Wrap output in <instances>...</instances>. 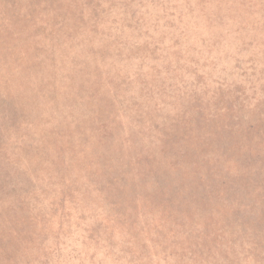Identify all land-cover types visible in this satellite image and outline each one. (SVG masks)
<instances>
[{
  "label": "rangeland",
  "instance_id": "rangeland-1",
  "mask_svg": "<svg viewBox=\"0 0 264 264\" xmlns=\"http://www.w3.org/2000/svg\"><path fill=\"white\" fill-rule=\"evenodd\" d=\"M38 6L0 0L45 66L3 31L0 264H264V0Z\"/></svg>",
  "mask_w": 264,
  "mask_h": 264
},
{
  "label": "trees",
  "instance_id": "trees-1",
  "mask_svg": "<svg viewBox=\"0 0 264 264\" xmlns=\"http://www.w3.org/2000/svg\"><path fill=\"white\" fill-rule=\"evenodd\" d=\"M1 1L5 5H8V4L11 3V6L13 5V3L15 1H17L19 3V6L26 7L28 9L32 8V7L37 9L39 7L38 5H41V4L45 3V4H47V6H46V8L44 10H41V12L42 11L53 12L54 16H56L58 18L59 17L61 18L62 14H63V16L65 15L64 11H60V14H59L58 11H56L57 9L61 10L60 0H1ZM30 10H34V9H30ZM57 12H58V14H57ZM30 17H31L30 15L24 16L23 17V21L30 23L33 20V18L32 17L30 18ZM74 17L76 19L78 18V16H74ZM62 21L64 22L63 18H62ZM56 22L57 23H53L51 25V27L58 26V27L61 28L63 26V24H60V25L58 24L59 23L58 19L56 20ZM48 25L50 26V24H48ZM5 28H7V26H5ZM5 28L3 30H1V32H0V34L3 35V38L0 35V37H1L0 40L3 42V45H5V47H8V45H6L7 44L6 41H7L8 38H7L6 34H5V32H3V31L11 32L13 37H9V38L11 39L10 41L13 42V44H12V46H10V51L11 52H12V50L14 51V48H15V51H18V53L22 52V53H20V55L22 56V58H25L24 59L25 62H24V64H22L24 66L23 67V72L21 73L23 75V77H25V79H24L25 84L22 83L23 80L18 81L17 84H22L21 90L22 91H24V90L27 91L25 94L28 95V96L29 95H33L34 96L35 94L37 96L40 95L43 92V88H40L42 86L39 85V87H37L35 85V82L30 80L32 72H34L37 69H42V70L45 69V66L43 65L44 62L38 60V58L36 57L38 52H35V50L37 51L40 48H36V46L31 48V45L29 43L28 45H29L30 50L32 49V51L35 52V53L33 54V52H32L33 55H30L29 53L28 54H23V52L25 51V50H23V45H25L27 43V40H28L27 34L25 32H23V31H21V30H17V32H13V30H11L10 28L9 29H5ZM63 29H65L64 26H63ZM36 30H38V28L34 29V31H36ZM37 32H40V30L37 31ZM42 38H44L45 40H48V42H51L53 40V36L50 35V32L45 34L44 36H42ZM52 43H53V41H52ZM1 44L2 43H0V46H1ZM7 54H9V53H5L3 50L0 49V59L2 58V55H5V57H6ZM7 58H6V60H7ZM23 77H22V79H23ZM42 101H43V99H40L36 105L31 104V103L27 104V106L30 108V115L31 116H33L32 110L41 111L44 107L45 108L48 107V105H46V104L45 105H41ZM39 105H40V108H39Z\"/></svg>",
  "mask_w": 264,
  "mask_h": 264
}]
</instances>
